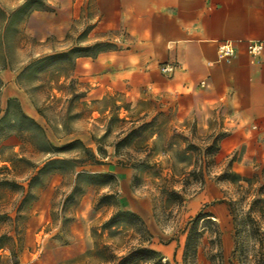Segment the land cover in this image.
Masks as SVG:
<instances>
[{"label": "rangeland", "instance_id": "rangeland-1", "mask_svg": "<svg viewBox=\"0 0 264 264\" xmlns=\"http://www.w3.org/2000/svg\"><path fill=\"white\" fill-rule=\"evenodd\" d=\"M25 1L0 0V117L6 100L15 98L22 109L39 111L35 118L54 146L85 140L83 147L96 151L97 159L126 166L129 174L120 178L108 176L101 185L90 177V161L77 145L51 156L72 160L74 170L68 164L57 166L62 173L54 176L48 169L30 187L29 180L36 172L34 167H40L50 157L41 152L39 138L24 126L25 131L19 136L0 139V247L9 252L6 263L18 262V253L25 243V223L32 217L30 205L38 199L41 189L51 185V223L45 225L34 249L30 250L35 261L43 256L45 235L58 236L59 230L68 233L73 222L78 224L79 231L87 232L89 250L72 264H118L132 249H152L154 236L142 219L148 208L162 234L157 237L160 242H175L182 248L181 258L174 257L168 264H264V239L256 232L257 227L264 229L261 204L250 214L253 223L247 221L240 226L236 237L227 206L229 200L239 201L238 216L247 217L252 200L257 198L254 190L260 184L253 183L246 192L239 187H246L245 183L218 179L227 172L254 179L264 163L243 162L242 150L226 157L219 151L206 156V148L213 142L219 144L218 139H223L224 134L216 130L196 133L191 118L185 121L186 128L178 125L172 101L166 98L142 94L132 99L113 94L98 103H90L81 97L89 84L82 81L76 65L71 70L68 62L44 73H22L34 59L74 46H89L97 39H112V33L94 32L88 25L89 18L76 20L61 38L36 31L38 26L32 21L28 28V18H14L7 29L5 16ZM113 106L119 109L114 110ZM150 122L151 126L142 132L130 134ZM123 139L116 153L115 145ZM189 144L195 149L189 150ZM200 172L203 179L195 181L190 176L192 173L199 176ZM77 173H82V177L77 178ZM220 205L226 206L227 223L214 211ZM198 214L202 218L194 225ZM112 217L115 219L110 227L103 230L102 225ZM192 229L198 245L195 251L189 250L184 262L186 239ZM48 239L46 236L45 240ZM162 263L166 262L162 260Z\"/></svg>", "mask_w": 264, "mask_h": 264}, {"label": "crops", "instance_id": "crops-1", "mask_svg": "<svg viewBox=\"0 0 264 264\" xmlns=\"http://www.w3.org/2000/svg\"><path fill=\"white\" fill-rule=\"evenodd\" d=\"M47 6L28 17V28L32 21L36 31L61 38L76 20L89 18L94 32L112 33V39L95 41L111 43L116 50L75 62L82 81L89 84L86 101L95 104L113 94L166 98L172 101L178 125L186 128L191 118L196 133L224 134L220 155L242 150L243 162L264 163V0H47ZM251 42L262 45L257 55L248 52ZM222 43L233 48L232 58L219 59ZM163 65L172 66L173 74L162 75ZM22 111L38 123L34 108ZM99 161L88 166L89 173L117 178L129 174L126 166ZM51 191V185L41 189L30 205L32 217L25 223L24 248L15 264H72L89 250L87 232L73 222L68 233L46 234L43 256L34 260L30 250L51 223ZM214 211L229 221L226 206ZM142 219L154 236L152 249L165 262L181 258L182 248L175 242L162 244L157 238L162 234L148 208ZM8 258V250L0 248V264Z\"/></svg>", "mask_w": 264, "mask_h": 264}, {"label": "trees", "instance_id": "trees-1", "mask_svg": "<svg viewBox=\"0 0 264 264\" xmlns=\"http://www.w3.org/2000/svg\"><path fill=\"white\" fill-rule=\"evenodd\" d=\"M47 0H27L23 4H21L15 11H13L9 16H5L4 20L7 25V29L10 28V24L14 18H28L33 12L35 11H46L48 10V6L46 3ZM117 48L108 42H96L92 45L80 47V46H74L67 51L54 53L50 55H46L37 59H34L30 61L26 67L22 70V73L25 71H31V72H40L44 73L47 71L52 70L53 68H56L60 64L64 62H68V65L71 67L70 69L73 70L75 67V62L79 58H96V56L102 52L106 51H112L116 50ZM58 70V69H57ZM20 75H18L19 77ZM2 87V82L0 80V88ZM85 94H81V97H84ZM114 110H118L119 107L113 106ZM39 114V111H37ZM152 122L148 124H142L139 128L136 130H132L130 134H135L136 132H142L146 128L150 127ZM27 127V132H29L31 135H36L40 140V150L43 154L50 156L48 159H46L44 162L41 163L40 167H34V170L36 172L31 176L29 180V185L31 187V184L39 179V177L45 173L46 170L51 169V174H61V168L57 166L62 165H69L72 170L76 168V166L73 164L74 162L72 160H65V159H53L51 156L58 154L62 152L64 149L72 148L74 146L79 145L84 153L86 154V157L89 159L90 164H100V161L94 156L93 152H91L88 148L83 147V143L80 140H73L69 142L68 144L64 146H54L51 144L46 136L43 128L31 117L26 115L18 102L15 98H8L6 100V107L4 110L3 115L0 117V139H7L11 136H19L22 132H24L25 128ZM221 141V139H218ZM124 141L121 140L115 145V152L117 153V150L121 143ZM189 150H194V146L187 145ZM220 150L219 144L216 142H213L209 147L206 148L205 153L206 156H212L215 153H217ZM100 148H98V152H100ZM84 174V173H83ZM90 177L94 180H98L101 185H103L109 175H103V174H89ZM190 176L197 181L198 179H203V175L199 174V176H195V173L190 174ZM76 177H82V173H77ZM218 179L220 180H228L231 183H245L246 187L239 186L241 190H245L246 192L252 188L253 183H259V188H256L254 190V193H256L257 198H254L249 206V212L247 217L245 218H239L238 212H237V205L239 204V201H231L229 200L227 202L228 210L232 216V222L234 225V236L236 237L239 235V228L242 227L245 222L249 221L250 223H253V219L251 218L250 214L255 206H258L261 204L260 211L262 213V216L264 215V166L261 167L260 171L254 176V179H245L236 174L235 172H227L226 174H223ZM176 198L179 200H182V198L176 194V192H171ZM248 194V193H247ZM243 201V199H240V202ZM129 216H134L133 214H128ZM209 216V215H207ZM117 217V215L115 216ZM115 217H112L107 222H105L102 225V229L106 230L110 227L112 221L115 219ZM264 217V216H263ZM202 214L196 215L194 219V225H196L199 220H201ZM255 223V222H254ZM254 225V224H252ZM256 226L258 224L256 223ZM258 230V232H257ZM256 232L259 234V236H262L264 239V229H258L256 228ZM255 233V231H254ZM151 237V235H148ZM258 236V237H259ZM1 241V239H0ZM261 242V241H260ZM198 245V240L193 236V229L190 231L187 239L186 244L184 248L183 253V260L186 262L187 256L189 254V250L195 251ZM264 247V244H263ZM1 248V247H0ZM163 258L159 253L154 251L153 249H150L148 247H138L135 249L130 250L127 252L124 256H122L119 259L118 264H138V263H151V264H168L162 263Z\"/></svg>", "mask_w": 264, "mask_h": 264}, {"label": "built area", "instance_id": "built-area-1", "mask_svg": "<svg viewBox=\"0 0 264 264\" xmlns=\"http://www.w3.org/2000/svg\"><path fill=\"white\" fill-rule=\"evenodd\" d=\"M262 50V45L251 42L248 46V52L251 55H257ZM218 57L220 60H228L234 56V50L229 43H222L217 49ZM160 72L164 76H170L173 74V67L170 65H163L160 68Z\"/></svg>", "mask_w": 264, "mask_h": 264}, {"label": "bare ground", "instance_id": "bare-ground-1", "mask_svg": "<svg viewBox=\"0 0 264 264\" xmlns=\"http://www.w3.org/2000/svg\"><path fill=\"white\" fill-rule=\"evenodd\" d=\"M215 220V219H214Z\"/></svg>", "mask_w": 264, "mask_h": 264}]
</instances>
